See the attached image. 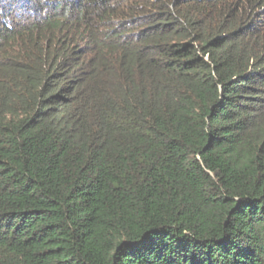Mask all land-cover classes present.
I'll use <instances>...</instances> for the list:
<instances>
[{"label":"trees","instance_id":"obj_1","mask_svg":"<svg viewBox=\"0 0 264 264\" xmlns=\"http://www.w3.org/2000/svg\"><path fill=\"white\" fill-rule=\"evenodd\" d=\"M0 264H264V0H0Z\"/></svg>","mask_w":264,"mask_h":264}]
</instances>
